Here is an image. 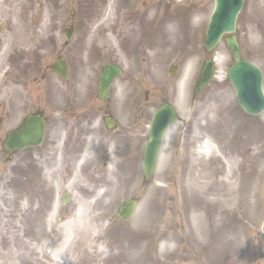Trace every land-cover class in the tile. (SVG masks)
<instances>
[{
    "label": "rangeland",
    "instance_id": "rangeland-1",
    "mask_svg": "<svg viewBox=\"0 0 264 264\" xmlns=\"http://www.w3.org/2000/svg\"><path fill=\"white\" fill-rule=\"evenodd\" d=\"M77 6L0 0V264H264V111L249 115L236 102L223 40L213 51L221 60L215 77L193 93L213 54L202 42L214 1L144 0L147 25L159 21L144 46L117 41L110 20L89 22ZM109 6L102 13H112ZM70 24L63 115L60 78L47 66L61 55ZM235 35L242 58L261 69L264 92V0H243ZM108 61L123 70L104 101L96 75ZM187 66L181 93L176 81ZM160 101L178 119L144 184V133ZM99 107L116 117L117 131L108 132ZM35 111L47 117L42 144L5 152L6 132ZM130 197L138 203L122 222L116 210Z\"/></svg>",
    "mask_w": 264,
    "mask_h": 264
},
{
    "label": "water",
    "instance_id": "water-1",
    "mask_svg": "<svg viewBox=\"0 0 264 264\" xmlns=\"http://www.w3.org/2000/svg\"><path fill=\"white\" fill-rule=\"evenodd\" d=\"M214 1L215 7L210 17L204 40V46L207 51L211 50L218 43L224 33H230L234 30L236 15L242 3V0ZM66 36L69 38V31L66 32ZM227 46L234 59V64L229 68L227 76L235 89L237 101L247 113L253 115L259 114L264 109L260 70L251 63L239 58L238 45L234 36L227 40ZM57 65L58 68L56 70L61 75L62 68L59 66L60 64ZM118 74L119 69L116 66L107 65L104 67L98 86V91L102 97L108 95V87ZM212 75L213 65L211 61L207 60L197 79L195 92L206 86ZM65 76L66 70L64 66ZM174 119V110L167 105L162 106L152 118L150 137L145 145L143 157V172L146 179H149L153 173L164 130ZM43 128L44 120L39 115H29L19 129L8 133L4 141L5 149L15 150L39 144L43 135ZM135 203L136 199L134 198L123 202L117 212L118 217L123 221L128 220L132 215Z\"/></svg>",
    "mask_w": 264,
    "mask_h": 264
},
{
    "label": "flooded vegetation",
    "instance_id": "flooded-vegetation-1",
    "mask_svg": "<svg viewBox=\"0 0 264 264\" xmlns=\"http://www.w3.org/2000/svg\"><path fill=\"white\" fill-rule=\"evenodd\" d=\"M107 0H77L79 11L85 13L88 17V21L99 20L98 15L105 9ZM163 2V0H158ZM68 0H65L67 3ZM103 3V4H102ZM102 4V5H101ZM109 4L113 9V12L109 13L110 16V26L112 35L117 41H122V37L131 38L132 41L138 45H146L151 36L154 37L157 35L159 29L158 22L153 20L150 25H147L148 11L144 10V0H109ZM109 6V8H110ZM135 8V9H133ZM97 16V18H95ZM134 20L137 23L132 22ZM91 33L89 32V35ZM64 47V46H63ZM64 50V48H63ZM114 53V50L111 49ZM64 61V51L62 55ZM44 78V75L42 76ZM60 88H61V101H62V111L64 115V77L60 79ZM106 116V115H105ZM91 121V118L87 119ZM64 126V119H63ZM146 126V125H145ZM143 130V129H142ZM142 132V131H141ZM140 132V134H141ZM147 133V129H145ZM146 133L142 134L146 136ZM64 135V128H63ZM62 148H64V138L62 140ZM64 152V149H63Z\"/></svg>",
    "mask_w": 264,
    "mask_h": 264
},
{
    "label": "bare ground",
    "instance_id": "bare-ground-1",
    "mask_svg": "<svg viewBox=\"0 0 264 264\" xmlns=\"http://www.w3.org/2000/svg\"><path fill=\"white\" fill-rule=\"evenodd\" d=\"M2 1L3 0H1V2ZM98 17H99V20H100L99 22L105 21V19L110 20V16L108 14L105 15L102 12H100V14L98 15ZM95 18H97V16ZM206 26H207V24H206ZM213 62H215V64L217 66H219L221 64V60H220V57H219V54L218 53H215L214 52V54H213ZM190 68H191L190 66H187L186 69L184 68L182 70V74L179 76V79L176 81V83L178 84V87H179V91L181 93L185 89L186 82L189 83V81H190V78L191 77L188 74V71L190 70ZM66 72H67V70H66ZM0 119H1V117H0ZM0 123H2V120H0ZM170 133H171V130L170 131L168 130V132L165 134V137H164V141L165 142L168 140ZM208 147H209V143L208 142H205L203 144V148H206L207 149ZM90 149H91V146L88 148V150H86V153L87 154L84 155L85 160L83 162L84 163H87V164H89L91 162V151H90ZM247 248H248V245H246V244L242 247V249L245 250V252L247 251Z\"/></svg>",
    "mask_w": 264,
    "mask_h": 264
}]
</instances>
